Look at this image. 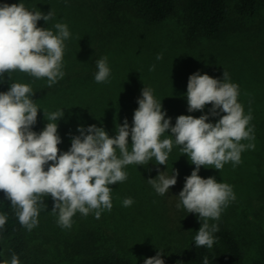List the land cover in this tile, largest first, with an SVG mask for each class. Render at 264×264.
<instances>
[{
	"label": "clouds",
	"instance_id": "9594fccd",
	"mask_svg": "<svg viewBox=\"0 0 264 264\" xmlns=\"http://www.w3.org/2000/svg\"><path fill=\"white\" fill-rule=\"evenodd\" d=\"M52 18V11H30L23 3L0 5V78L19 70L38 79L47 78L49 87L63 78L64 41L71 35L68 26L56 23L55 34L37 26L41 19L48 22ZM161 58L162 55L157 56ZM96 67L95 81H107V57L97 60ZM33 94L30 85L22 83H11L8 91L0 92V191L11 202L23 227L31 231L38 225L40 206L47 207L44 196H51L54 201L52 212L58 213L57 223L62 228H71L77 211L87 216L94 210L99 219L102 211L110 212L113 207L109 185L127 179L124 167L149 164L153 157L156 164L166 165L174 137L175 144L182 146L181 151L195 165L185 177L178 197L189 213L204 220L194 238L195 245L212 248L218 226H210L207 221L218 220L223 208L235 200V194L227 183L217 182L214 177L202 178L198 174L200 168L209 165L219 171L228 162L238 165L241 153L255 148L254 143H240L255 139L253 129L248 127L252 115H244L243 106L238 103L239 86L229 82L226 71L222 80L199 72L189 76L187 110L203 111L211 104L208 114L199 118L180 115L172 126L153 90L144 87L131 127L125 119L116 129L117 135L110 138L102 127L80 126L79 135L72 137L71 147L63 152L58 148L62 141L54 121L61 119L64 112H44L48 123L39 133L33 131L39 110ZM209 116L220 118L212 123L208 122ZM169 130L171 135L161 139ZM177 175L175 170L171 177L159 172L148 182L163 196L177 183ZM132 204L130 197L123 200L124 207ZM6 220L7 216L0 214V228ZM161 253L146 258L144 264H165ZM0 264H20V260L13 254L10 261L5 259ZM203 264H208L207 257Z\"/></svg>",
	"mask_w": 264,
	"mask_h": 264
},
{
	"label": "trees",
	"instance_id": "16d2710c",
	"mask_svg": "<svg viewBox=\"0 0 264 264\" xmlns=\"http://www.w3.org/2000/svg\"><path fill=\"white\" fill-rule=\"evenodd\" d=\"M5 3H23L28 10L44 14L52 11L53 18L48 22L41 19L37 26L49 28L54 34L56 23L68 26L71 35L64 41L62 79L49 87L47 78L38 79L19 70L5 73L0 78V92L8 91L11 83L28 84L32 88V99L39 109L33 131L39 133L48 123L44 112H64L61 119L54 121L58 125V135L62 141L58 148L63 152L71 147L72 137L79 135L77 129L80 126L102 127L110 138L117 135L116 129L125 119L131 127L134 111L138 108L137 101L142 98L144 87L153 90L154 98L161 102L162 110L166 112L165 119L170 117L172 126L180 115L199 118L208 114L212 107L208 104L203 111L188 112L187 89L167 90L156 87L145 75L132 72L134 68L130 67L134 66L127 65V61L124 62L129 68L127 73L117 70L119 65L115 58L121 54L113 51V28L110 24L119 19L122 10H128L136 18L149 24L178 15L182 21L185 40L189 43L199 37L211 38L220 34L226 29L231 13L240 18L255 15L264 0H0V5ZM102 57H107L110 76L107 81L97 83L94 79L97 72L96 61ZM124 58L127 59L125 56ZM243 87L245 88L239 89L240 104L242 96L251 98V95L260 93L248 90L245 85ZM251 115L248 127L253 129L255 139L250 142L257 148L264 147V121H258L254 113ZM219 118L209 116L208 122L215 123ZM168 135H171L170 130L161 139L168 138ZM172 139V151L166 165L156 164L153 157L149 164H130L124 167L127 179L109 185L112 189V203H123L129 197L133 203H169L170 194H157L148 182L149 179L156 178L159 172L172 175L175 170L182 177L180 191L183 189V176L190 169L188 163H191L181 151L182 146L175 144L174 137ZM130 146L129 136V150ZM117 155L119 156L118 150ZM42 199L44 204L54 203L51 196H44ZM44 209L40 206L41 218L44 217ZM0 214L7 216L5 225L0 228V262L5 259L10 261L11 256L16 254L20 264H144V261L135 260L123 247L108 243L104 227L99 224L100 219L95 217L94 210L87 216L80 213L83 219L79 225L72 224L74 232H67V237L59 239L63 249L51 248L46 244V228L40 226L39 216L38 225L31 231L23 227L3 191H0ZM215 225L218 230L213 233L212 248L197 247L195 240L179 244L164 259L165 264H203L205 257L208 264H241L244 251L238 235L225 221H219Z\"/></svg>",
	"mask_w": 264,
	"mask_h": 264
},
{
	"label": "rangeland",
	"instance_id": "374dc122",
	"mask_svg": "<svg viewBox=\"0 0 264 264\" xmlns=\"http://www.w3.org/2000/svg\"><path fill=\"white\" fill-rule=\"evenodd\" d=\"M110 26L113 51L121 54L115 58L117 70L127 73L129 68L125 64H130L134 66L130 67L134 68L132 72L145 75L156 87L167 90L187 89L189 76L196 72L222 80L226 71L229 82L239 89L245 85L248 90L260 92L251 98L242 96L241 105L244 114L254 113L258 121H264V4L251 17L240 18L231 13L220 34L189 43L178 15L149 24L125 9ZM158 55L162 58L157 59ZM188 165L184 179L195 168ZM205 167L201 166L198 173L202 178L214 177L217 182L227 183L235 194V200L223 208L219 219L207 222L211 226L225 221L231 226L243 247L241 264H264V147L243 151L238 165L228 162L219 171L214 166ZM180 176L168 191L169 203H133L129 207L112 203L110 212L102 211L99 224L104 227L108 243L123 247L135 260L145 261L160 251L164 260L174 247L193 241L204 220L200 221L198 214L189 213L182 205L178 197ZM53 204L46 203L44 217L38 219L40 226L46 228V244L63 249L59 239L75 229L59 226L58 213L52 212ZM81 219L83 216L77 211L72 224L79 225Z\"/></svg>",
	"mask_w": 264,
	"mask_h": 264
}]
</instances>
